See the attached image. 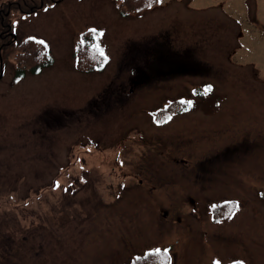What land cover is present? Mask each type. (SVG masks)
<instances>
[{
  "label": "rangeland",
  "instance_id": "rangeland-1",
  "mask_svg": "<svg viewBox=\"0 0 264 264\" xmlns=\"http://www.w3.org/2000/svg\"><path fill=\"white\" fill-rule=\"evenodd\" d=\"M17 1L40 4L0 0V19L54 63L31 74L43 47L0 39V264H264V0ZM91 28L103 72L75 55ZM156 35L209 71L131 82Z\"/></svg>",
  "mask_w": 264,
  "mask_h": 264
},
{
  "label": "flooded vegetation",
  "instance_id": "flooded-vegetation-1",
  "mask_svg": "<svg viewBox=\"0 0 264 264\" xmlns=\"http://www.w3.org/2000/svg\"><path fill=\"white\" fill-rule=\"evenodd\" d=\"M53 3H58L60 2V0H52ZM42 1L40 0V3ZM17 6H18V15H30L33 12H35L36 9L40 8V4L39 5H33V4H27L25 1L19 2L17 1ZM45 3V1L43 2ZM25 6L29 7V10H25ZM2 12V9L0 10V13ZM10 16V12L6 13V16H2L0 19V39L2 40H8L9 38L11 39V37L14 39H11L10 42L16 44V35H14L15 33L12 31V27L9 26V22H7V17ZM2 20V21H1ZM6 20V21H5ZM9 42V43H10ZM152 50H154V53L157 54V57L155 58L154 61L150 62L149 64H145L144 60H143V68L141 67V65L139 66L140 72L142 74H146L145 76H149L150 73H152V76L154 78H159L160 76L157 75V73L159 72H164V73H171V72H178L181 73L183 71H192V72H207V68L205 66V64H201V63H195L193 61H189L186 59V56H182V55H187L188 56V51H186L184 54H179L178 51L173 50V48L166 47V44H159L158 46H154L152 48ZM2 51L3 48L0 49V72H1V68H2ZM143 53V52H142ZM180 65V66H179ZM167 66H170V68H168ZM209 71V70H208ZM145 78V77H144ZM149 79V77H147ZM147 79V80H148ZM151 81V80H149ZM56 116V115H53Z\"/></svg>",
  "mask_w": 264,
  "mask_h": 264
},
{
  "label": "trees",
  "instance_id": "trees-1",
  "mask_svg": "<svg viewBox=\"0 0 264 264\" xmlns=\"http://www.w3.org/2000/svg\"><path fill=\"white\" fill-rule=\"evenodd\" d=\"M156 0H136L134 1L133 5V9H137V10H142L145 9L151 5H153L155 3ZM131 1L130 0H120L119 1V7L122 9V11L124 13H127V9L128 8L131 9ZM132 10V9H131ZM101 35L100 32L98 30H96L95 32L90 31L88 32L83 39V43L81 45V48L84 49V51H77V56L83 58L82 56L84 55V53L87 54V56L89 57V59L93 62V64H91V66L87 69H85L87 72H95V71H103L108 63V59L107 62H104V57L101 56L99 54V51L97 50L96 47H94L95 45H99V48L103 50L104 55L107 56V54L104 51V48L101 44ZM30 43L32 44V42L30 40L25 41L23 43V47H25L26 49L23 50L24 53H27L29 51V47H30ZM22 45V44H21ZM82 53V56H80V54ZM108 58V56H107ZM53 64V59L49 58L44 61L43 63H41L39 66H35L32 68L31 70V74H38L40 73V69H42L44 66H51ZM180 66V65H179ZM168 68H170V66H167ZM175 72V71H174ZM171 72V73H174ZM25 71H21L18 73L19 76L24 77L25 76ZM137 80V78H134L132 80V82H135ZM6 246V244L4 245ZM168 252L166 250L164 251H159V253L157 252H152L149 253L147 255L141 256L140 258L136 259V261L138 260V262L136 263V261L133 264H168L169 261V256H168Z\"/></svg>",
  "mask_w": 264,
  "mask_h": 264
},
{
  "label": "snow or ice",
  "instance_id": "snow-or-ice-1",
  "mask_svg": "<svg viewBox=\"0 0 264 264\" xmlns=\"http://www.w3.org/2000/svg\"><path fill=\"white\" fill-rule=\"evenodd\" d=\"M91 31L95 32L96 30L95 29H92ZM100 35H103V33H100ZM40 43L43 44L44 42L43 41H40ZM94 47H96L97 50L99 51V54L104 57V62L106 63L108 58H107V56L104 55L103 50L99 48V45H95ZM206 91H207V89H206ZM182 103H185V102H182ZM169 119H170V117H169ZM238 207H239V205L237 204V208ZM156 252L159 253V249H157Z\"/></svg>",
  "mask_w": 264,
  "mask_h": 264
}]
</instances>
